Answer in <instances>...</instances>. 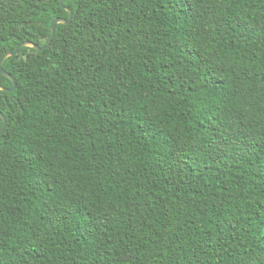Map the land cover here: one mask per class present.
Returning <instances> with one entry per match:
<instances>
[{
  "label": "trees",
  "instance_id": "obj_1",
  "mask_svg": "<svg viewBox=\"0 0 264 264\" xmlns=\"http://www.w3.org/2000/svg\"><path fill=\"white\" fill-rule=\"evenodd\" d=\"M106 3L77 23L69 0H0V259L253 264L264 255V9L233 5L219 29L201 17V31L167 0ZM241 18L255 31H233ZM56 19L68 23L46 50L4 59L24 43L44 49ZM193 45L218 69L198 95L185 75ZM65 204L72 214L53 223Z\"/></svg>",
  "mask_w": 264,
  "mask_h": 264
},
{
  "label": "snow or ice",
  "instance_id": "obj_2",
  "mask_svg": "<svg viewBox=\"0 0 264 264\" xmlns=\"http://www.w3.org/2000/svg\"><path fill=\"white\" fill-rule=\"evenodd\" d=\"M63 3V0H60ZM122 2V0H121ZM69 3L72 7H76L78 9L79 15L73 17L77 23L81 22V17H83L85 22H88V13L93 9H99L101 6L111 7V5L106 3V0H69ZM167 3L172 5L171 11L177 13L178 15L182 13L185 17L190 20H200L201 17H204L207 21H212L213 17H216L214 24L212 25L214 28L219 29L220 22L223 20L222 13L227 9L231 8L233 5L236 7H240L241 4H260L262 9H264V0H167ZM239 15V13H237ZM68 18L67 16L65 17ZM67 28V25L64 26ZM196 28H199L201 31H205L207 25H205L204 20H200L199 24L195 25ZM233 31L235 32H247V31H255V27L250 24L248 21H243L241 18L240 22H236L232 25ZM261 35L264 36V20L261 21L260 24ZM193 33V29H189V35ZM199 35V33H196ZM181 51H184L183 49ZM184 56L188 59L191 67V72H185V75H190V78H195L197 83L193 85L196 88L195 95H198L200 92L207 93L210 90L214 89V85L216 84L215 74L218 69L215 67V61L212 60L210 54L201 51L200 48L193 45L189 50L184 51ZM2 59V58H0ZM180 71H184V67L182 66ZM259 72L262 77H264V67L259 69ZM261 86L264 87V79L261 81ZM264 95V93H262ZM191 103H196L195 100H192ZM23 108V104L20 106ZM99 115V113H98ZM105 118H112L117 121L124 119L126 117L114 115L113 109L108 108L106 112L103 113ZM211 120V117H209ZM203 123V122H201ZM145 134H151L146 131ZM6 138V125L4 121L0 120V144L4 143ZM211 139V137H209ZM224 139H227L225 136ZM171 151V148L169 149ZM36 156L47 155V153H35ZM262 166H264V161H261ZM46 167V166H45ZM47 177H42L37 175V182L44 184L47 181ZM50 191L52 195H55L53 191V185L47 184L45 187H41L40 191ZM3 205L0 203V209H2ZM60 205H57L59 208ZM72 214V208L70 204L63 205V210L57 214L56 211L51 213L53 219V223H59L60 216H70ZM3 215L2 210H0V216ZM96 229V221L95 218L84 219L81 223V236L87 240L91 236V234ZM233 232H235V227H233ZM3 253L0 251V257H2ZM102 258V257H101ZM264 262V255L257 253L256 259L253 264H262ZM0 264H6L3 259H0ZM95 264V262H93ZM110 264H120L119 260L116 256H113Z\"/></svg>",
  "mask_w": 264,
  "mask_h": 264
},
{
  "label": "water",
  "instance_id": "obj_3",
  "mask_svg": "<svg viewBox=\"0 0 264 264\" xmlns=\"http://www.w3.org/2000/svg\"><path fill=\"white\" fill-rule=\"evenodd\" d=\"M68 12L70 13V20H71V19H72V11H71V10H68ZM59 23L67 24L68 22H66L65 20H61V19H56V20L53 21V23H52V36H51V40H50L49 44H48L44 49H42V48H40V47H38V46H36V45H34V44H32V43H24V44L18 46L17 49H16V51H15L14 53H8L7 56H6L4 59L8 58L9 56H13V55L18 54L20 48H21V47H24V46H26V47H32V48H35V49H37V50H39V51H44V50H46V49L51 45L52 39H53V37H54V31H55L54 29H55V26H56L57 24H59ZM2 73H3L4 75L10 77V76H9L8 74H6L5 72L2 71ZM12 80H13V82H14V88H15V79L13 78ZM14 88H13L11 91H13ZM0 115L3 117V121H4L5 125H7V120H6V118H5L1 113H0Z\"/></svg>",
  "mask_w": 264,
  "mask_h": 264
}]
</instances>
